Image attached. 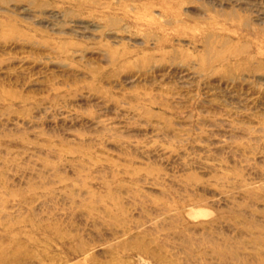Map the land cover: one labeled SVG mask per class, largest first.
<instances>
[{
	"label": "rangeland",
	"instance_id": "1",
	"mask_svg": "<svg viewBox=\"0 0 264 264\" xmlns=\"http://www.w3.org/2000/svg\"><path fill=\"white\" fill-rule=\"evenodd\" d=\"M0 264H264V0H0Z\"/></svg>",
	"mask_w": 264,
	"mask_h": 264
}]
</instances>
